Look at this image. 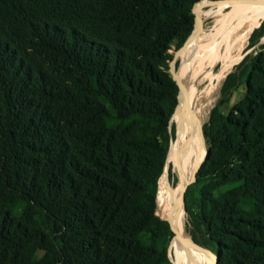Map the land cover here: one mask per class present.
<instances>
[{
    "label": "trees",
    "instance_id": "16d2710c",
    "mask_svg": "<svg viewBox=\"0 0 264 264\" xmlns=\"http://www.w3.org/2000/svg\"><path fill=\"white\" fill-rule=\"evenodd\" d=\"M202 1L0 0V264H173L156 213L177 131L169 50ZM201 128L191 238L216 264H264V41Z\"/></svg>",
    "mask_w": 264,
    "mask_h": 264
},
{
    "label": "bare ground",
    "instance_id": "6f19581e",
    "mask_svg": "<svg viewBox=\"0 0 264 264\" xmlns=\"http://www.w3.org/2000/svg\"><path fill=\"white\" fill-rule=\"evenodd\" d=\"M213 13L217 16L213 26L206 31H195L183 47L184 53L187 50L188 54L185 68L177 79L181 90L173 112L177 131L170 152L171 167L178 182L163 193L156 207L161 215L159 217L170 216V223L176 232L169 243L173 252V264H203L200 257L204 253L179 239V236L189 237L182 215L183 185L191 181L197 166L206 155L201 128L206 104L201 95L211 94L214 79H221L237 61L243 41L264 19V0H242L228 11L218 9ZM215 62H218L217 69L210 74L209 82L202 84L201 88L199 83L206 75V68ZM208 98L209 95L206 100ZM166 173L167 169L162 174L166 177ZM211 256L216 260L215 254Z\"/></svg>",
    "mask_w": 264,
    "mask_h": 264
},
{
    "label": "rangeland",
    "instance_id": "374dc122",
    "mask_svg": "<svg viewBox=\"0 0 264 264\" xmlns=\"http://www.w3.org/2000/svg\"><path fill=\"white\" fill-rule=\"evenodd\" d=\"M240 1H242V0H203L196 9H195V6H194L193 7V12L195 14L194 32L195 31L200 32V31L209 30L213 26L214 21H215V19L217 17L216 14L213 13L214 11H216L218 9H222L223 11H228V10L232 9L236 5V3L240 2ZM194 9H195V11H194ZM262 21H264V19H262L259 22V24L256 25L254 28H257L261 24ZM253 29L250 31V33L247 35V37L243 41V43H242V45L240 47V50H239V57H238L237 61L229 68V70L225 73V75L221 79H219V80H217V78L214 79V85H213L214 89L212 88V91H211L212 93L211 94H203V95H201V98L204 99L205 104H206L205 105V110H204L203 122H205L207 120L210 108L220 98V86H221L226 74L228 72H230L233 69L234 65H236L238 62H240L243 59V57H245L246 55H253L254 53H256V51L260 47V44L263 42L264 35L261 36L258 39H254V40H250L249 39L250 34L253 31ZM176 50L177 49L175 47H172L169 51L174 55ZM179 54L181 55V61H180L179 65H178V67L173 70L175 75H176V72H177L181 62H182V64H181L182 71L185 68V63H186V59H187V54L188 53H187V50L184 53V51L182 49L179 52ZM177 64H178V60L176 59L175 66ZM217 65H218V62H215L213 65L208 66L206 68V75L204 76V78L199 83L201 88H202V84H204V83L206 84V83L209 82L208 78L210 77V74H212L217 69ZM178 77H179V75L177 76V79H178ZM242 94H243V89H241V88L238 89V90L233 91L231 97L226 102H224L222 104V106H221L222 110H224V111L228 110L242 96ZM208 95H209V98L206 100ZM173 119H174V115H173ZM203 145H204V143H203ZM168 163H169V166L167 167V161H166L164 170L167 169L168 178H169V186H171V187L166 189L165 186L162 185L161 186L162 194H163V191L164 192H168L178 182L177 175L173 172L172 167H171L172 164H171V161H170V155H169V158H168ZM164 170H163V172H164ZM160 177H159V179H160ZM159 179H158L157 190H158V186H159ZM164 180H165V184H166L167 173H166V177L165 176L162 177V181H164ZM182 209H183V207H182ZM156 213L159 216H161L160 213H159V210L157 208H156ZM182 215H183V219H184V223H185V229H186L189 237H191V235H190L191 225L189 223V220L187 218V215H186L184 209L182 211ZM168 254H169V250H168ZM169 255L171 256V257L169 256V258L170 259L172 258V261H173V252H172V250L170 251ZM200 258H201L203 264H213L214 260H215L214 257H212L210 255H207V254H204Z\"/></svg>",
    "mask_w": 264,
    "mask_h": 264
},
{
    "label": "water",
    "instance_id": "95a60500",
    "mask_svg": "<svg viewBox=\"0 0 264 264\" xmlns=\"http://www.w3.org/2000/svg\"><path fill=\"white\" fill-rule=\"evenodd\" d=\"M193 33H194V26H193L192 31L190 32V34H189L188 37L186 38V40H185V41L182 43V45L176 50V52L174 53L173 58H172V60H171V62H170V72H171V75H172L173 79L176 81V83H177V85H178V87H179V92H180V90H181V85H180L179 81L177 80V78H176V76H175V74H174V72H173V68H174V66H175V61H176V59L178 58V54H179V52L183 49V47H184L185 44L187 43L188 39L191 38V37L193 36ZM263 41H264V38H263ZM178 95H179V93H178ZM177 101H178V97H177ZM169 126H170V124H169ZM171 139H172V138H170V140H169V146H170V143H171ZM168 150H169V147H168ZM167 154H168V152H167ZM206 155H207V147H206ZM206 155H205V157H206ZM205 157H204V159H205ZM204 159H203V160H204ZM203 160H202V161H203ZM202 161H201V163H202ZM201 163L197 166L196 171H197L198 168L200 167ZM196 171H195V173H194L193 178L191 179V181H189V182H187V183H185V184L183 185L184 188H183V191H182V203H183V193H184V191H185L187 185H188L189 183H191L192 181L195 180V176H196L195 174H196ZM161 175H162V174H161ZM183 209H184V207H183ZM162 219H164V220H166V221L168 222L169 227H170L171 231L173 232V235H172V237H171V239H170V241H169V243H171V242H172V239H173V237H174V235L176 234V232H175V230L173 229V227H172V225H171V223H170V216H168V217H166V218H162ZM179 239H181L182 241H184L187 245L191 246L193 249H196V250L202 251L204 254H207V255H210V256L213 255V254H215V255H216V260L214 261L213 264H216L217 259H218V254H217L216 252H214L209 246H206V245H203V244H201V243H199V242H196V241L193 240L191 237H183V236H179ZM168 250H169V245H168ZM168 256H169V255H168Z\"/></svg>",
    "mask_w": 264,
    "mask_h": 264
}]
</instances>
